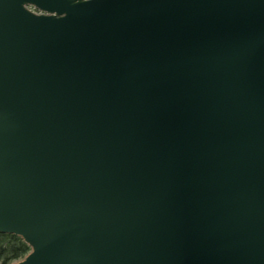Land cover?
<instances>
[{
  "label": "water",
  "instance_id": "water-1",
  "mask_svg": "<svg viewBox=\"0 0 264 264\" xmlns=\"http://www.w3.org/2000/svg\"><path fill=\"white\" fill-rule=\"evenodd\" d=\"M0 233L264 264V0H0Z\"/></svg>",
  "mask_w": 264,
  "mask_h": 264
},
{
  "label": "trees",
  "instance_id": "trees-1",
  "mask_svg": "<svg viewBox=\"0 0 264 264\" xmlns=\"http://www.w3.org/2000/svg\"><path fill=\"white\" fill-rule=\"evenodd\" d=\"M30 247L20 236L0 233V264H11L22 259Z\"/></svg>",
  "mask_w": 264,
  "mask_h": 264
},
{
  "label": "rangeland",
  "instance_id": "rangeland-1",
  "mask_svg": "<svg viewBox=\"0 0 264 264\" xmlns=\"http://www.w3.org/2000/svg\"><path fill=\"white\" fill-rule=\"evenodd\" d=\"M15 262H17V261H15ZM15 262H13V263H15ZM13 263H11V264H13Z\"/></svg>",
  "mask_w": 264,
  "mask_h": 264
}]
</instances>
